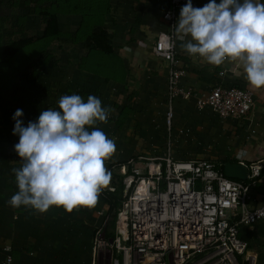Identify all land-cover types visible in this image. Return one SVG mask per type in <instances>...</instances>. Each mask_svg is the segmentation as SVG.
<instances>
[{
  "label": "crops",
  "instance_id": "0c3cea01",
  "mask_svg": "<svg viewBox=\"0 0 264 264\" xmlns=\"http://www.w3.org/2000/svg\"><path fill=\"white\" fill-rule=\"evenodd\" d=\"M208 2L192 0V5L199 8ZM257 2L264 4V0ZM167 5L168 0H110V12L102 20L101 25L107 30L109 42L118 57L112 59L110 67L117 71L120 82L96 79L107 85V92L113 98L108 123L119 132L112 139L119 137L117 145L123 149L113 156L122 162L135 156L164 154L161 147L162 129L166 125L168 64L153 54L152 44L160 31L169 28L162 17ZM58 25L65 33L60 39L71 41L69 56L79 60L86 54L87 46L83 41L72 42L69 36L80 29V16L58 15ZM180 43L176 44V54L185 70L180 81L184 87L191 88L198 95L205 94L217 84L244 88L252 93V107L242 119H220L209 107L198 108L193 96L175 99L170 130L179 126L180 135H187L176 137L175 142L179 141L178 146L182 148L176 154L174 152L173 158L216 160L222 161L223 166L227 162L245 165L260 162L261 174L252 191L258 201L259 193L264 190V88L249 87L242 70L234 71L231 63L212 66L199 57L189 56L180 48ZM220 71L224 73L220 75ZM181 142L194 143L195 146L184 149L182 145L186 144ZM2 171L0 264H4L2 248L6 244L12 247L13 264H95L89 233L95 224L98 203L93 208L81 207L71 213L56 206L43 214L24 207L13 208L8 201L18 189L16 184L15 190L4 188ZM239 234L255 255V264H264V218L240 228Z\"/></svg>",
  "mask_w": 264,
  "mask_h": 264
},
{
  "label": "built area",
  "instance_id": "2783aa9c",
  "mask_svg": "<svg viewBox=\"0 0 264 264\" xmlns=\"http://www.w3.org/2000/svg\"><path fill=\"white\" fill-rule=\"evenodd\" d=\"M186 3L168 0L162 17L169 28L152 44L153 54L168 64L165 124L170 128L173 101L192 96L198 108L209 107L220 119H242L252 107L249 90L217 84L198 95L180 82L185 70L171 27ZM169 37L175 41L172 49L167 47ZM245 166L246 179L236 180L225 176L222 161L174 159L170 148L163 156H135L117 164L111 175L121 181L122 201L115 234L94 238L93 251L100 249L104 264H255L239 227L264 218V190L258 201L252 192L262 165ZM114 190L108 185L102 193ZM2 249L4 264H13L12 247L6 244Z\"/></svg>",
  "mask_w": 264,
  "mask_h": 264
},
{
  "label": "clouds",
  "instance_id": "9594fccd",
  "mask_svg": "<svg viewBox=\"0 0 264 264\" xmlns=\"http://www.w3.org/2000/svg\"><path fill=\"white\" fill-rule=\"evenodd\" d=\"M189 56L212 66L233 64L242 70L253 89L264 88V4L257 0H209L193 7L192 0L180 9L171 27ZM169 49L175 41L169 37ZM58 109L40 112L35 122L22 126L17 109L13 135L19 136L14 151L20 166L13 168L18 191L8 204L43 214L52 206L71 213L93 208L109 185L111 172L105 166L116 152L115 140L96 127L107 123L110 107L95 95L86 102L81 95H63Z\"/></svg>",
  "mask_w": 264,
  "mask_h": 264
},
{
  "label": "rangeland",
  "instance_id": "374dc122",
  "mask_svg": "<svg viewBox=\"0 0 264 264\" xmlns=\"http://www.w3.org/2000/svg\"><path fill=\"white\" fill-rule=\"evenodd\" d=\"M23 1L0 0V16H2L0 23L1 43L15 38L19 34L20 28L16 25L17 15L26 16L22 36H37L41 34L43 21L31 13L30 7H32V4L29 2L25 4ZM60 32L61 36H65L64 31ZM70 43V40L66 42L59 37L57 39H39L35 41L33 46L26 47L20 51L8 63L0 65V145L4 149V153L0 154V171L7 167L6 162L15 153L14 145L19 142V136L12 134L15 125L12 117L17 109L22 110L23 115L19 119L23 121L22 126L26 127L29 121L35 122L38 119L41 111L47 109L59 110V98L63 95L75 94L77 91H85L81 95L85 102L88 95H95L101 100L103 107H110V102L113 98H110L111 96L107 92V85L78 68L77 63L79 60L76 61L73 55L69 56ZM44 53H50L51 59L48 64L37 66V59ZM96 53L94 58L103 64V66L100 65L96 68V72L104 74V71L107 70L108 75H112L118 81L116 77L117 71L110 67L112 59L115 58L101 52ZM110 118L111 113L107 123L98 122L96 127L105 132L109 138H112L113 135H118L119 132L108 123ZM179 128V126L177 128L173 127V130H170L166 125L163 127L161 149L164 150V153L166 149L170 148L173 156L174 152L176 154L177 150L180 149L181 146H178L179 141L175 142V139L177 136L183 137L187 133L180 135ZM181 133L183 134L182 131ZM116 139H119V137ZM116 139H114L116 143L115 155L117 151L121 153L120 151L123 149L122 146L117 145L119 141H116ZM181 143L186 144L182 145L184 149L195 146L194 143L190 142ZM121 162L113 156L105 162V166L111 172L117 170V164ZM113 182H117V179L111 175L109 185L114 186ZM102 205L99 198L96 208L97 212L94 214L95 224L91 233H89L92 242L91 248L93 247L94 238L104 237L107 239L111 237L112 233L113 235L115 234L117 215L113 226V211L106 212V207ZM120 209L121 207L117 213ZM243 227L245 226H240L239 230ZM239 236L241 237V234ZM35 249L37 250V247ZM92 254L95 258V264H104L100 249L96 252L92 249ZM103 256L107 259L105 251Z\"/></svg>",
  "mask_w": 264,
  "mask_h": 264
},
{
  "label": "trees",
  "instance_id": "16d2710c",
  "mask_svg": "<svg viewBox=\"0 0 264 264\" xmlns=\"http://www.w3.org/2000/svg\"><path fill=\"white\" fill-rule=\"evenodd\" d=\"M11 1L16 2V0ZM23 2L25 4H27V2L31 3V13L43 21L41 34L37 36H22L26 16L17 15L16 25L20 28L19 34H17V37L4 41L3 43L0 41V65L8 63L26 47L33 46L36 40L60 38L61 32L58 25V15L72 14L80 16L81 25L80 29L71 37L69 36V38H71L72 42L83 41L87 46L86 54L82 56L77 63L78 68L86 72L87 75L102 79L104 82L109 80L116 81L112 75H108L107 70L104 71V74L96 72V68L100 65L103 66V64L94 58L97 54L96 52H101L112 58H118L112 44L109 42L107 30L101 25L104 17L110 12V0H24ZM1 21L2 16H0V23ZM1 37L2 35L0 33V40ZM50 59V53H44L37 59V66L48 64ZM116 82L120 81L118 80ZM83 92L85 93V91H77L75 94L82 95ZM2 153H4V149L3 146L0 145V154ZM19 159V156L15 152L10 157V160L6 162L7 167L1 173V177L4 180L3 186L7 190H15V176L12 169L20 166V163H17ZM117 180V182L112 183L115 186L113 192L104 191L99 196L103 204L102 206L106 207V212L113 211V226L115 225L117 211L121 207L122 201V184L120 179ZM112 236L113 233L111 234V237Z\"/></svg>",
  "mask_w": 264,
  "mask_h": 264
},
{
  "label": "water",
  "instance_id": "95a60500",
  "mask_svg": "<svg viewBox=\"0 0 264 264\" xmlns=\"http://www.w3.org/2000/svg\"><path fill=\"white\" fill-rule=\"evenodd\" d=\"M223 170L225 176L229 178H237L240 180H245L247 176V167L241 163H237V162L224 163Z\"/></svg>",
  "mask_w": 264,
  "mask_h": 264
},
{
  "label": "bare ground",
  "instance_id": "6f19581e",
  "mask_svg": "<svg viewBox=\"0 0 264 264\" xmlns=\"http://www.w3.org/2000/svg\"><path fill=\"white\" fill-rule=\"evenodd\" d=\"M121 216H122V214H121ZM122 227H123V225H122V224H120V225H119V228H120V229H122Z\"/></svg>",
  "mask_w": 264,
  "mask_h": 264
}]
</instances>
